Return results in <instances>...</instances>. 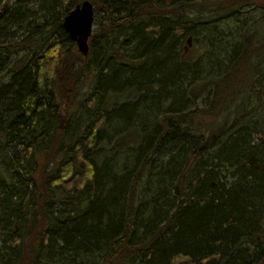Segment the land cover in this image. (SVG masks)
<instances>
[{
  "label": "trees",
  "instance_id": "1",
  "mask_svg": "<svg viewBox=\"0 0 264 264\" xmlns=\"http://www.w3.org/2000/svg\"><path fill=\"white\" fill-rule=\"evenodd\" d=\"M82 1L0 0V264H264V43L226 73L182 51L254 0H90L86 56Z\"/></svg>",
  "mask_w": 264,
  "mask_h": 264
},
{
  "label": "rangeland",
  "instance_id": "2",
  "mask_svg": "<svg viewBox=\"0 0 264 264\" xmlns=\"http://www.w3.org/2000/svg\"><path fill=\"white\" fill-rule=\"evenodd\" d=\"M14 1L15 0H11V2ZM259 3L260 2L254 0L250 4L237 9L233 13L222 14L218 16V18L212 19L211 23L206 26V28L208 27L210 28L209 33L205 31L206 29L204 30L201 27L200 28L197 27L196 39L193 43L184 47V49L182 50L183 55L188 59L200 60L201 64L204 63V66L208 62V59L211 58V56H213L217 60L221 61L223 66L219 72L206 68L209 70L206 73L207 74L211 72L222 73L223 71H224L223 73H226L227 70L230 69V67L232 66V60L228 59L226 57V54L229 53L230 47H232L234 43L237 44L238 42L240 44V41L246 40V37L249 36L251 32H254L256 38V39L254 38L255 48L256 46H258V44L264 43L262 42V40L264 39V6H261ZM219 46L220 48H218ZM248 51L250 52L249 48ZM235 54L236 52L233 53V56ZM234 61H236V58H234ZM261 66L264 67V63ZM243 67L244 68H240L238 70L236 67L233 71L234 79L231 80L230 83L232 84L234 81L233 83L234 91H241V92L247 91V87H245L242 83H239V85L236 87V76H238L239 79H245L247 78V76H249V74L251 75L249 70L250 67L246 65ZM238 71H240L239 75H238ZM262 77L263 74L258 76L255 79V81H253L254 79L253 76L249 82L252 87L249 86L248 91H253V93L257 91H261L259 89L260 87L259 84L264 83L262 82L263 80ZM226 82H228V80H226ZM262 91L264 94V89ZM253 105L254 102L251 101L249 103V107L251 108ZM236 115H237L236 112L228 110V112L225 111L224 113H222L220 119L228 122V121H232L236 117ZM257 117H259L257 114H250L251 122L246 124V127L248 129L257 127V122H256ZM113 123L116 124V122ZM115 130L110 128L109 131H105V133L103 134H106L108 136L104 135L106 136L104 138L109 137L111 134L115 136L118 135L119 130L118 129L116 131ZM126 132H127V134L125 133L126 141L137 139L138 132L136 130H133L132 128H128ZM134 134H136V136ZM249 136L251 137L252 141L256 142L260 138V132L257 129H255L252 132H250ZM120 154H126V153L121 152ZM213 163L216 165V162ZM216 169L218 171L217 176L219 177V179H221L223 182H228V180H230V173L228 171L231 169L228 168V164H226L225 162H221L219 163V166ZM58 261L59 260L54 259V262L58 263Z\"/></svg>",
  "mask_w": 264,
  "mask_h": 264
},
{
  "label": "water",
  "instance_id": "3",
  "mask_svg": "<svg viewBox=\"0 0 264 264\" xmlns=\"http://www.w3.org/2000/svg\"><path fill=\"white\" fill-rule=\"evenodd\" d=\"M94 20L93 4L83 0L68 12L63 18V28L69 39L74 41L77 50L84 56L89 52V38L92 34Z\"/></svg>",
  "mask_w": 264,
  "mask_h": 264
}]
</instances>
